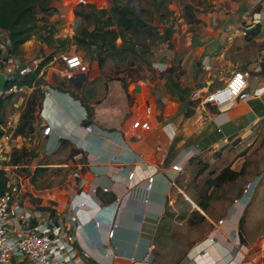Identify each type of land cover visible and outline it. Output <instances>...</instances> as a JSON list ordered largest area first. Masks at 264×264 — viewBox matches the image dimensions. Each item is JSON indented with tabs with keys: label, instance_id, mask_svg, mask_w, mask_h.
I'll return each instance as SVG.
<instances>
[{
	"label": "crops",
	"instance_id": "0c3cea01",
	"mask_svg": "<svg viewBox=\"0 0 264 264\" xmlns=\"http://www.w3.org/2000/svg\"><path fill=\"white\" fill-rule=\"evenodd\" d=\"M106 2L110 8L111 0ZM73 17L69 28L58 33L54 30V39L74 40L82 18ZM256 29L259 33L253 36L251 32ZM35 42L33 35L16 56L23 61L34 59ZM61 53L63 50L56 54L58 59ZM83 53L82 57L86 52ZM121 55L119 52L113 57ZM134 56L140 64L128 75L107 77L98 65L90 66L88 72L83 68L74 72L87 76L74 92L79 98L48 87L50 97L43 98L37 108L34 172L24 176L28 165L21 163L25 177L22 201L38 218H47L53 212L66 227L69 243L75 247L71 264L85 263L84 253L88 254L87 264H159L155 254L150 263L143 257L150 246L155 248L178 176L172 165L180 163L186 168L200 154L216 152L220 145L264 130V0H238L227 7L217 6L199 15L194 23L174 28L169 41ZM51 58L40 54L33 61L35 69L50 59L40 76ZM239 72L249 74L247 92L251 97L236 99L224 107L208 100ZM5 91L0 90V99H5ZM84 94L85 100L79 96ZM13 98L14 95L8 100ZM8 100L0 109L2 113ZM87 106L93 109L92 117ZM19 118L20 114L15 121ZM1 125L5 126L4 122ZM44 125L53 128L50 136H43ZM88 125L94 126L93 133L86 131ZM23 148L27 147L20 144L1 163L13 164L14 153ZM112 157L117 161L112 162ZM43 169L67 174L68 189L38 187L35 181ZM146 169L156 173L149 204L126 195L129 185L143 183ZM117 197H122L118 203ZM84 202L87 207L80 208ZM256 204L257 199L252 207L254 213ZM250 207L249 204L246 210ZM73 208L77 211L74 215ZM240 220L239 213L233 210L222 225L216 224L177 264H264L263 252L255 263L251 259L255 254L239 239ZM96 221L101 223L99 227ZM113 223L119 227L110 239ZM15 264H27V260H15Z\"/></svg>",
	"mask_w": 264,
	"mask_h": 264
},
{
	"label": "rangeland",
	"instance_id": "374dc122",
	"mask_svg": "<svg viewBox=\"0 0 264 264\" xmlns=\"http://www.w3.org/2000/svg\"><path fill=\"white\" fill-rule=\"evenodd\" d=\"M46 1H48L50 9L45 12L41 8ZM132 1L122 0V6ZM157 1L160 4L159 15L153 0H138V9L147 24L146 27H139L136 31H126L122 27H117V32L124 36L123 39H118V47L125 50L107 51L105 49L106 51L100 52L96 47L87 49L77 45L75 37L85 26L82 19L78 18L79 27L73 41L71 39H54V37H50V32L55 30L58 33L64 28H69L74 23L73 15L78 17V13L89 12L92 8L99 10L98 5L110 9L106 0H96L95 3L94 0L92 2L89 0H41L36 5L39 27L36 29L35 35L37 42L34 43V59H24V62L33 65V61L40 54L52 57L51 63L41 74L43 77L42 90L46 87L58 88L62 86L75 92L77 88L72 83V78H75L78 73L69 71L66 65L57 58L56 54L59 50L77 54L86 52L83 56V71L87 70L86 72H88L90 66L95 68L98 65L99 70L107 77H117L120 73L128 75L132 70L136 71L134 67L140 64L134 55H138V53L140 55L141 52L157 47L160 42L157 37L166 33V28L172 27L174 30L176 27L180 28L181 25H189L194 23L202 13L217 6L227 7L233 2H238V0ZM88 28L91 31L94 26L91 24ZM153 36L154 38H152ZM46 38H49V41H46ZM131 49L135 50V53L131 52ZM115 52H120L121 57H113L115 54H119ZM127 52L132 57L128 56ZM136 75L140 76L141 73L138 72ZM4 84L5 79L0 74V90L4 88ZM33 92L34 88L19 90L13 93L14 98L11 100H8L10 93L3 94L4 100L8 101L4 107L6 111L2 113L1 110L0 117H2L5 126H9V120H11L9 131L13 128L17 129L20 118L17 122L15 121L16 116L19 117L20 114L21 117ZM79 96L84 100L87 99L85 94ZM13 103L19 104V108H15ZM35 117L37 118V111ZM35 132L25 137L26 141H22L29 152V156L25 158L28 168L24 172L22 171L24 176H28L29 172H34ZM40 146L42 147L41 143ZM217 149L216 152L207 151L193 158L185 171L176 177L168 197L167 210L161 223L160 232L155 241V260L159 264H177L181 258L183 259L192 247L207 237L216 224L220 225L219 221L227 220L231 216L235 200L243 196L249 183L257 180L260 181L253 194L251 207L245 210L242 216L240 215L239 239L246 242L250 253L255 254L254 258L251 257L255 263L258 262L260 253L264 254V130L263 132L258 130L246 139L239 138L220 145ZM17 151L21 152V150ZM207 167L208 169L199 176V172ZM227 168L235 171L238 175L234 179L220 182L217 178ZM37 176L35 184L41 188H58L62 191L68 189L70 184L68 175L59 173L55 169H47V171L43 169ZM31 179L34 182V175ZM209 181L211 182L209 183ZM256 199V213H254L252 207ZM255 234H258L259 237H256ZM260 237L262 238L260 239ZM262 258L264 260V256Z\"/></svg>",
	"mask_w": 264,
	"mask_h": 264
},
{
	"label": "built area",
	"instance_id": "2783aa9c",
	"mask_svg": "<svg viewBox=\"0 0 264 264\" xmlns=\"http://www.w3.org/2000/svg\"><path fill=\"white\" fill-rule=\"evenodd\" d=\"M59 59L69 71L76 72L84 68L83 57L80 54L64 52L60 54ZM33 70L34 64L25 63L13 53V41L9 33L0 27V74L3 75L5 82L22 78ZM248 76L247 72L236 73L224 88L210 94L208 100L220 107L232 104L236 99L251 97V94L247 92ZM28 88L14 85L5 91V94L10 93L11 95L19 90H28ZM50 94V89L46 87L44 89V99H48ZM10 125L11 123L5 127L0 124V131L2 132L0 135V170L5 172L7 178L6 189L0 194V264H15V260L19 259H26L27 264H65L68 262L71 264V259L75 256V247L69 243L70 239L68 240L66 227H63L57 221V216L53 212L47 218H38L37 214L28 211L23 205L22 194L25 188V177L21 174V170L24 169V166L1 163L11 151L20 148L22 141H26L25 137H16V128L9 131ZM145 126H148V123H145ZM52 131L53 128L50 125H44L42 134L47 137L51 135ZM86 131L93 133L94 126H86ZM218 131L221 132L220 129ZM111 161L115 162L117 158L112 157ZM171 168L178 175L185 171V166L180 163L173 164ZM155 179L156 173L147 170L143 183L129 185L126 195L129 198H139L145 204H149ZM259 181L247 185L243 196L234 202V212L243 215L252 201ZM103 191L108 192L109 189L104 188ZM121 199L122 197H117V203ZM85 207H87L85 202L80 204V208ZM73 210L74 215L77 211L76 208H73ZM71 219L75 223L73 216ZM73 223L70 224L71 227L74 226ZM223 223L224 220L219 221L220 225ZM95 224L97 227L101 225L99 221H96ZM118 227L117 223L111 225L108 234L110 239L114 238ZM66 240L68 242H65ZM69 254L71 257L68 256ZM83 255L86 261L82 264H87L88 254L84 253ZM153 255L154 247L150 246L143 257V261L150 263ZM132 260L136 261L135 258H132Z\"/></svg>",
	"mask_w": 264,
	"mask_h": 264
},
{
	"label": "trees",
	"instance_id": "16d2710c",
	"mask_svg": "<svg viewBox=\"0 0 264 264\" xmlns=\"http://www.w3.org/2000/svg\"><path fill=\"white\" fill-rule=\"evenodd\" d=\"M41 0H0V27L6 30L13 41V53L19 54L20 48L29 41L33 35H36V29H38V19L36 12V5ZM112 6L110 9L96 10L92 8L89 12L78 13L77 16L82 18L85 26L81 29L80 33L75 37L76 43L79 47L90 49L96 47L100 52L105 49L112 51L125 50L119 49L117 46L118 39H123V35L117 32V27H122L126 31H136L139 27H146L141 13L133 7H129L128 4L122 6V0H111ZM156 6V12L159 15L160 4L157 0H153ZM42 11L49 10L48 1L42 6ZM146 11V10H143ZM93 25V30H89L88 26ZM166 33L160 34L157 40L160 42L169 41L174 33L173 28H166ZM253 36H257L258 29L251 32ZM54 36V30L50 32V37ZM154 38V36L152 37ZM49 41V38H46ZM106 51V50H105ZM135 53V50L131 49V52ZM117 53V52H115ZM119 53V52H118ZM46 62L39 64L31 73L17 78L12 82H5L4 89L8 90L14 85L18 87L35 88L32 96L27 102V106L20 117V123L16 129V137H28L35 132L39 123L36 122L35 117L38 106H41L44 98V92L41 88L43 77L40 73ZM57 89L68 92L74 95L73 91L63 88L62 86ZM14 94H11L9 98H12ZM79 98L77 95H74ZM5 100L0 99V109L3 107ZM88 115L93 116V109L87 106ZM3 120L0 118V124ZM2 132L0 131V135ZM29 156L27 148H23L21 152L16 151L14 153L13 164L19 165L25 162V158ZM201 170L199 176H201L206 170ZM237 173L230 169H225L217 178L220 182H224L237 177ZM211 181H209L210 183ZM7 185V178L5 172L0 170V194H2ZM45 211V209H43Z\"/></svg>",
	"mask_w": 264,
	"mask_h": 264
},
{
	"label": "water",
	"instance_id": "95a60500",
	"mask_svg": "<svg viewBox=\"0 0 264 264\" xmlns=\"http://www.w3.org/2000/svg\"><path fill=\"white\" fill-rule=\"evenodd\" d=\"M128 6L129 7H134L137 10V12L140 13V10L138 9L139 8L138 7V0H133L132 2H130L128 4ZM86 79H87L86 74L85 73H80V74L76 75L75 78H72V83L75 85V87L77 89H80L81 86L83 85V83L86 81Z\"/></svg>",
	"mask_w": 264,
	"mask_h": 264
},
{
	"label": "bare ground",
	"instance_id": "6f19581e",
	"mask_svg": "<svg viewBox=\"0 0 264 264\" xmlns=\"http://www.w3.org/2000/svg\"><path fill=\"white\" fill-rule=\"evenodd\" d=\"M224 107V106H223Z\"/></svg>",
	"mask_w": 264,
	"mask_h": 264
}]
</instances>
